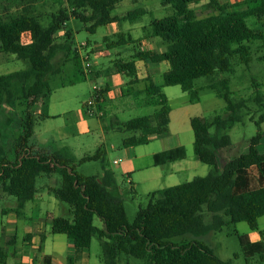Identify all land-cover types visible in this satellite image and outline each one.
I'll list each match as a JSON object with an SVG mask.
<instances>
[{"label":"trees","instance_id":"obj_1","mask_svg":"<svg viewBox=\"0 0 264 264\" xmlns=\"http://www.w3.org/2000/svg\"><path fill=\"white\" fill-rule=\"evenodd\" d=\"M122 1L0 0V53L29 63L27 70L0 76V183L4 192L17 199L21 214L38 193L37 179L60 174L62 186L51 189V193L71 207L73 220L53 218L52 233L67 236L77 251L89 250L97 238L104 264H118L121 254L147 264H231L199 239L239 223H247L252 231L260 232L261 242L243 249L259 254V264H264V232L259 228V220L264 217V154L258 150L263 139L260 130L264 123V96L257 95L249 102L259 106L263 113L255 121L259 131L251 138L248 153L229 161L220 171L218 151L232 145L225 131L242 124V113L249 108L248 101H232L229 79L208 85L226 102L225 114H217L211 120L193 117L191 127L196 159L211 166L212 171L206 177L152 193L133 224L128 221L122 198L112 191L116 178L105 164L101 177L87 176L78 172L70 154L33 151L30 142L39 118L32 108L51 95V81L63 72L56 63L59 53H65L66 62L82 59L74 46L75 33L69 27L70 21H80L88 32L96 34L102 27L136 22L148 14L147 9L141 8L122 17L114 15ZM202 1L161 0L163 6H172L175 14L154 21L149 34L166 43L167 50L157 53L140 49L131 61L117 64L121 73L133 79L137 75V60L169 65L162 85L150 81L137 94L146 95V103L157 108L155 114L115 122L109 127L134 134L124 139L125 148L149 144L151 136L169 132L171 106L163 91L165 87L180 86L191 95L190 102L197 103L198 79L218 73L234 74L232 60L249 65L254 59L253 45L260 43L259 47L264 49V0H244L235 5L209 0L208 5L217 13L200 19L191 5ZM118 36L117 41L107 42V49L142 43L123 33ZM82 72L85 75L83 69ZM17 103L25 107V116L21 136L14 142L15 153L9 159L5 144L8 138L3 133L4 107ZM97 104L102 109L101 95ZM184 158L183 148L173 149L156 155L155 164L162 166ZM90 161L104 162L102 150L83 158L81 163ZM205 212L212 215L210 223H206ZM96 217L102 220L104 229L95 226ZM186 235L193 240L183 244L172 242L173 238ZM7 260L8 253L1 250L0 264H7Z\"/></svg>","mask_w":264,"mask_h":264},{"label":"rangeland","instance_id":"obj_2","mask_svg":"<svg viewBox=\"0 0 264 264\" xmlns=\"http://www.w3.org/2000/svg\"><path fill=\"white\" fill-rule=\"evenodd\" d=\"M141 8L147 9L148 14L140 20L136 22L123 21L118 26L111 27L110 30L102 27L96 34L88 32L85 25L80 21L71 20L69 27L75 33L74 46L80 54L85 55L87 53L90 55L92 69L90 72L84 70L83 59L66 62L65 53H59L56 63L63 72L51 81V95L33 109V113L51 117L38 121L36 126L38 139H35L36 141H43L45 147L51 146L57 152L70 154L78 165V172L83 175L101 177L104 164L114 173L116 187L112 191L122 198L130 224L135 222L139 209L148 205L149 196L152 193L190 182L196 177H206L212 171L211 166L196 159L194 133L188 120V117H201L211 120L217 114H225L226 102L218 96L216 90L208 88V85L229 79L232 101L234 103L248 101L249 108V111L245 110L242 113L244 117L242 124L225 131V134L230 135L232 145L227 149L218 151V168L220 171L229 161L248 153L250 140L259 131L255 121H258L263 113L259 106L249 102H252V99L257 95L264 96V49L259 47L260 43H256L253 45L254 59L249 65L234 59L232 60L234 74L218 73L214 77H204L196 81L195 89L199 91L200 97V101L197 103H191V95L184 92L180 86L163 89L173 110L172 124H170L169 132L165 135L164 141H161L163 139L160 137H156L149 144L125 148L124 139L134 134L109 128L116 121L127 122L138 117L152 116L157 110L155 106L146 103L145 94L134 95L137 89L145 90L149 83L142 82L139 85H129L131 78L127 76L122 77L124 86L115 88L113 96L107 98L104 125L107 123L109 129L106 128L103 131L96 128L95 124L98 123L99 117L84 115L83 111L86 103L92 98L94 85L102 83L100 80L93 81L84 76L82 69L86 75H92L94 67L106 73L108 70L111 71L116 68L118 59L124 60L123 62L130 61L134 53L140 50L139 45L128 44L107 49L105 39H108V43L117 41L120 33H124L125 36L131 35L133 39L144 38L149 35L148 29L154 21L175 14L173 7L163 6L161 0H123L118 4L113 14L122 17L130 11ZM191 8L196 11L200 19L217 13L208 3L193 4ZM109 31L114 34L107 36ZM118 31L119 33L115 34ZM144 41L142 50L157 52L167 50V44L158 37ZM95 45H100L101 49L94 50ZM262 58L263 60H261ZM140 63L143 67L144 63ZM160 66L162 71L167 70L166 63ZM27 69H29L28 62L18 60L14 55L0 53V76ZM114 79V76L103 77V80L112 84L115 82ZM153 81L156 85H161L163 72L154 75ZM71 82L74 84L70 85ZM63 83H66L65 87L62 86ZM255 83L256 85H254ZM82 116L88 121L92 131L73 135L76 130L75 125ZM252 117L254 121L251 120ZM17 124H19L18 121L16 126H18ZM260 131L263 139L258 150L264 154V123L261 125ZM212 133H214V129H212ZM20 136L21 128L13 129L9 143L6 145L9 159H11V155L13 156L12 153H15L14 142ZM30 144H34V139ZM178 146H182L186 152V159L182 163L176 165L167 163L160 167L152 166L154 153H161L163 149H173ZM98 150H102L104 153V162L81 163L83 158L95 155ZM128 160L133 162L136 168L134 172L127 173L124 171L125 163ZM178 169L183 171H178ZM171 174L172 176H170ZM36 185L38 193L35 201L29 202L22 211L23 216L21 218L18 216L17 219L16 216L20 214L18 201L15 197L6 194L0 183V241H3L1 250L9 252L10 259L17 263L20 258L18 253L21 252V249L14 253V248L23 245V239L27 233L39 232L47 237L44 248L45 253L51 256L52 264H104L101 242L97 238L93 239L89 251L78 253L65 235H55L51 232V217H64L73 220L71 207L67 203L57 200L51 193V189L62 186V176L60 174L42 175L37 179ZM211 218L212 215L205 212L206 223H210ZM14 224L17 226L16 232L5 236L8 229L15 227ZM94 224L99 229L105 228L104 223L98 217L95 218ZM259 228L260 231L264 232V217L259 220ZM250 232L257 231H252L247 223L231 224L225 226L222 231L213 232L199 240L209 245L223 261L231 264H259V254L249 253L248 250L243 249L244 246L251 244L247 241ZM258 233L260 234V232ZM192 240V236L186 235L173 238L172 242L183 244ZM36 250L33 253L39 256ZM14 254L17 256L13 257ZM118 264H147V262L121 254L118 258Z\"/></svg>","mask_w":264,"mask_h":264},{"label":"crops","instance_id":"obj_3","mask_svg":"<svg viewBox=\"0 0 264 264\" xmlns=\"http://www.w3.org/2000/svg\"><path fill=\"white\" fill-rule=\"evenodd\" d=\"M220 4H230V5H235V4H239V3H242L244 0H217ZM201 3L203 4H207L209 3V0H204L202 1ZM262 23V21L260 22ZM115 26H118V24H111V25H108L106 28H108L109 30L111 29V27H115ZM148 31H150V29H148ZM119 33L118 32H115V34ZM114 33L110 32L108 33L107 36L109 35H113ZM122 34V33H120ZM124 34V33H123ZM119 35V34H118ZM128 36H131V35H128ZM108 38V37H107ZM156 37H151L150 34L144 38H139V39H134V40H141L142 43L139 45V49L142 50L143 46H144V43L145 42L144 40L145 39H154ZM106 42H108L107 40L108 39H105ZM90 43V42H88ZM107 44V43H106ZM133 45V44H132ZM138 45V44H137ZM96 48L95 49H101V46L100 45H95ZM98 49V50H99ZM145 51H152V50H145ZM154 52H157V51H154ZM157 53H163V52H157ZM135 54V53H134ZM82 56V53L80 54ZM133 57V56H132ZM132 60V59H131ZM130 60V61H131ZM124 60L122 59H118L116 61V68L112 69L111 71H107L106 73L102 70H99L97 69L96 67H94V73L90 76H87L86 74L84 76H86L87 78H90L91 80L93 81H97V80H100V82L102 84H100L101 86V90H100V95H101V101H102V109H99V106L97 104V109H98V115H96L97 117H99V121L97 124H95V127L96 128H100L101 130L105 131L107 127V123L104 125V119L106 117V110H105V104L107 102V98H111L113 96V93H114V89L115 88H118V87H121V86H124V83H123V76H127L129 77L126 73L124 72H120L118 69H117V64L119 62H123ZM128 62V61H126ZM140 62H143V61H140V60H137L136 61V67H137V75L135 77V79L131 78L130 79V82L128 83L129 85H139L140 83H144V82H154L153 81V77L154 75L156 74H160L163 72V74L169 69V65L166 63V62H163V63H158V64H154V63H144L143 67L141 66V63ZM166 63V67H167V70L164 72L162 71V67L160 66L161 64H165ZM158 67V68H157ZM159 69V70H158ZM157 70V73H155ZM104 76H107V77H110V76H114V80L115 82L112 84L111 82L109 83L108 81H105L103 80V77ZM136 80V81H135ZM163 84V83H162ZM161 84V85H162ZM143 90H139L137 89L135 92H134V95H137L138 93L142 92ZM168 98V97H167ZM169 100V99H168ZM170 104V103H169ZM33 109L32 108V112H33ZM19 111V112H16V111ZM4 114L5 116L3 117V127H4V130H3V133L5 135V137H7L8 139L6 140V145L9 143V137L12 136V133H13V129H15L16 127L17 128H21L22 126V120L24 119V116H25V107L20 105V104H16L14 107L13 106H8L6 105L4 107ZM36 117H38V121L40 120H44V119H49L51 117H47V116H43V115H40V114H36ZM83 114L86 115V111L84 109L83 111ZM40 117H44L43 119H41ZM193 117H188V120L190 121L191 123V119ZM172 120H173V110L171 108V113H170V124H172ZM19 122V124H17L18 126H16V122ZM116 122H119V121H116ZM115 123V122H114ZM170 127V125H169ZM75 128L76 130L74 131V134L73 135H79V134H85V133H88V132H91V127H90V124L88 123L87 120H85L83 118V116L81 117V119L76 123L75 125ZM37 133H36V127H35V134L33 136V138L31 139V141L34 139V144H30L31 147L33 148V151L35 153H46V154H52L54 152H57L55 151L51 146L49 147H45V145H43V141H40V140H35V139H38L36 137ZM156 137H160V139H163L161 141H164V139H166V136L163 135V136H159V135H153L151 136V141H153L154 139H156ZM7 147V146H6ZM178 148H183L182 146H178V147H175L173 149H178ZM173 149H163V151H161V153H164V152H167L169 150H173ZM184 149V148H183ZM185 151V150H184ZM132 153V151H131ZM161 153H154L153 154V158H154V163H153V167H160V166H157L155 164V157L156 155L158 154H161ZM11 158H13V156L11 155ZM186 159V152H185V158L183 160H178V161H175V162H172L171 164L172 165H176L177 163H182L184 160ZM116 162V161H115ZM166 165V164H165ZM164 166V165H162ZM125 170L127 173H131V172H134L136 170L133 162L131 160H128V162L125 163ZM139 170V169H137ZM142 170V169H141ZM178 171H183L182 169H178ZM172 173H176V172H172ZM172 176V174L170 175ZM169 176V177H170ZM130 182H132L131 180H129ZM117 191V190H116ZM35 201V199L33 200ZM32 201V202H33ZM27 206V205H26ZM26 208V207H25ZM20 216V218L23 216L22 213L17 215L16 218ZM19 218V219H20ZM53 218H56V217H51V221ZM18 219V218H17ZM52 224V223H51ZM15 227L14 228H11V229H8L7 230V234L5 236H9L11 234H14L13 232H16L17 230V226L16 224H14ZM51 232H52V225H51ZM9 234V235H8ZM67 237V236H66ZM46 240H47V237L45 236V234H41L39 232H36V233H27L23 239V245L18 248H14V253L16 250L18 249H21V252L18 253L20 254V258L18 259L19 261L17 263H14L12 259H10L9 257V252L8 253V260H7V264H52V258L49 254L45 253V243H46ZM262 240L261 238V235L258 233V232H250L247 236V241L248 243L250 244H258L260 243ZM3 241L1 240L0 241V251H1V245H2ZM73 245V244H72ZM74 247V245H73ZM10 249V248H9ZM23 249V250H22ZM37 249V250H36ZM75 249V247H74ZM13 251V249H11ZM38 251V255H36V253H33L34 251ZM76 252L80 253H86V251H89V250H81V251H77L75 249ZM13 253V252H12ZM12 255V254H11ZM17 255L14 254L13 257H16ZM73 261V260H72Z\"/></svg>","mask_w":264,"mask_h":264},{"label":"built area","instance_id":"obj_4","mask_svg":"<svg viewBox=\"0 0 264 264\" xmlns=\"http://www.w3.org/2000/svg\"><path fill=\"white\" fill-rule=\"evenodd\" d=\"M82 59L84 61V70L85 71H91L92 69V63H91V57L89 54H82ZM91 74H87V76H90ZM101 86L100 85H94L93 87V94L92 98L86 103L85 105V111L88 115L94 116L98 115V109H97V98L100 95ZM117 163V161H116Z\"/></svg>","mask_w":264,"mask_h":264}]
</instances>
